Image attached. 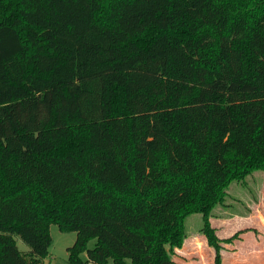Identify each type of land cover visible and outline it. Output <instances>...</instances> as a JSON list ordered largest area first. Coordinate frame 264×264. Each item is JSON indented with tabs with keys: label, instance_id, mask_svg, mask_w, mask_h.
Masks as SVG:
<instances>
[{
	"label": "trees",
	"instance_id": "16d2710c",
	"mask_svg": "<svg viewBox=\"0 0 264 264\" xmlns=\"http://www.w3.org/2000/svg\"><path fill=\"white\" fill-rule=\"evenodd\" d=\"M255 170L264 0H0V264L52 223L70 264H177L195 212L225 264L211 210Z\"/></svg>",
	"mask_w": 264,
	"mask_h": 264
},
{
	"label": "rangeland",
	"instance_id": "374dc122",
	"mask_svg": "<svg viewBox=\"0 0 264 264\" xmlns=\"http://www.w3.org/2000/svg\"><path fill=\"white\" fill-rule=\"evenodd\" d=\"M210 221L215 233L222 239V261L225 264H260L262 256L252 249V243L264 240V170H255L242 179L233 180L223 203L211 210ZM203 215L189 214L185 219V238L176 252L178 264H214L215 250L203 234ZM52 243L42 264H70L68 247L76 240V232L60 230L56 223L50 226ZM19 249L29 253L30 246L14 236ZM91 239L88 248L95 246ZM83 259L87 252L81 253ZM104 264H114L109 258Z\"/></svg>",
	"mask_w": 264,
	"mask_h": 264
},
{
	"label": "crops",
	"instance_id": "0c3cea01",
	"mask_svg": "<svg viewBox=\"0 0 264 264\" xmlns=\"http://www.w3.org/2000/svg\"><path fill=\"white\" fill-rule=\"evenodd\" d=\"M255 242H253L252 245V249L257 252V254L261 255V263L260 264H264V240L263 242H258L256 239H254ZM176 252H181L179 248L176 249ZM176 254V253H175ZM174 259H175V255H174ZM175 261L177 262V264L179 263V258L175 259ZM259 264V263H258Z\"/></svg>",
	"mask_w": 264,
	"mask_h": 264
},
{
	"label": "water",
	"instance_id": "95a60500",
	"mask_svg": "<svg viewBox=\"0 0 264 264\" xmlns=\"http://www.w3.org/2000/svg\"><path fill=\"white\" fill-rule=\"evenodd\" d=\"M89 264H96V263H93V262H89Z\"/></svg>",
	"mask_w": 264,
	"mask_h": 264
}]
</instances>
